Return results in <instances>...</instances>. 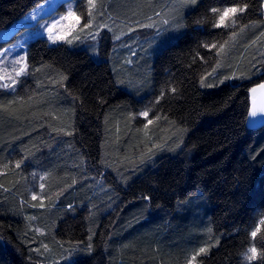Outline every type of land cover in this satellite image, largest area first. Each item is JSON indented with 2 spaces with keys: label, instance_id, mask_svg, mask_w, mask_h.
I'll list each match as a JSON object with an SVG mask.
<instances>
[{
  "label": "trees",
  "instance_id": "trees-1",
  "mask_svg": "<svg viewBox=\"0 0 264 264\" xmlns=\"http://www.w3.org/2000/svg\"><path fill=\"white\" fill-rule=\"evenodd\" d=\"M153 1L96 0L88 17L87 0H0V49L72 2L84 39L104 25L96 55L72 35L33 38L27 74L0 88V264H260L245 253L264 251V231L250 235L264 219V125L247 121L264 0ZM236 3L249 7L214 27L211 9Z\"/></svg>",
  "mask_w": 264,
  "mask_h": 264
},
{
  "label": "rangeland",
  "instance_id": "rangeland-1",
  "mask_svg": "<svg viewBox=\"0 0 264 264\" xmlns=\"http://www.w3.org/2000/svg\"><path fill=\"white\" fill-rule=\"evenodd\" d=\"M119 1L125 2L126 0H119ZM156 1L157 0H154L153 2H156ZM75 4H76L75 2H72V4L69 7H71L72 10L75 11L77 16H81V23L79 26H77L73 29L72 25L75 23L74 20H71V19L70 20H61L60 19L61 17L67 15V13H66L63 16H60V17H58L52 21L41 22L40 24H38L34 28L26 29L22 33L21 38L17 42H15L14 44H11V45L3 48V49H0V77L11 76L12 78L17 79V83H18L19 77L17 78L15 76V72H16V70L19 69V67L23 66V64H14V61L20 60L21 57L26 58L27 47L29 45V42L37 36H45L48 38L47 28L51 27L52 24L57 23V22H59L58 27L56 29L57 32H69V31H71V35L73 37L79 36L78 40L80 42L85 40V42L87 44H91V47L93 48V49L91 48V52L94 53L95 55L98 54L97 48L99 47V38H100V34L102 32L104 25L96 24V26L93 28V31L90 34H88V37H85V39H84L82 36V30H81L83 28V25L85 24L84 18L82 15H80L75 10L76 9ZM174 4H175V2H174ZM173 6L174 7H170L169 9H167L163 15L165 23L168 24L166 26V29L169 30L170 33H175V32L181 31V29H182V11H180V7H178L177 5H173ZM143 13H144V11L142 12V14ZM108 28H111V27L109 26ZM133 33H135L134 42L137 40L138 42L145 43L151 37V36L150 37L145 36L146 38L144 39V37L141 35L142 31H136ZM118 36L117 37L119 39L120 37H123V34H120ZM168 38L167 39L163 38L164 41L162 42V46H164L165 43L167 44ZM58 42H60V41H58ZM134 42L132 44H134ZM132 44L129 43V46L128 45L126 46V47L130 48V51L128 52V55L125 59V61L127 63H132V61L134 59L133 57L136 55V51L138 48V45H132ZM154 54H156V53L151 54L152 58H153V56H155ZM144 68H146L148 75L150 74V71L152 72L151 66H147V67L140 66V67H138V73L141 74V71L145 73ZM0 83H11V81L8 79H4V80H0ZM17 83L14 85V88L17 86ZM262 83H264V82H262ZM256 86H254V87H256ZM148 94H149V91H146V92H142L139 95L142 97V96L148 95ZM139 95H137V96H139ZM143 112L144 111H142L141 113H143ZM41 185H42V180L40 179L39 184H38L39 190H41ZM39 190L33 191L32 196L35 194L37 196V198H42ZM37 229H38V231H43L39 227ZM191 264H194L193 260H191Z\"/></svg>",
  "mask_w": 264,
  "mask_h": 264
},
{
  "label": "snow or ice",
  "instance_id": "snow-or-ice-1",
  "mask_svg": "<svg viewBox=\"0 0 264 264\" xmlns=\"http://www.w3.org/2000/svg\"><path fill=\"white\" fill-rule=\"evenodd\" d=\"M190 3L195 5L197 3V0H190ZM96 7V0H87V16L92 17L93 16V10ZM249 5L248 3H243V6H240V3H236L233 6L223 7L222 9L213 8L211 11L217 15L218 20L213 25L214 27H231L235 24L236 19L239 18L240 14H243L247 9ZM83 15V13H82ZM61 20H74L75 23L72 25V28L79 26L81 23V16H77L75 11L72 10L71 7H69L67 15L60 18ZM59 22L52 24L51 27L47 28L48 32V39L52 41L53 43H56L58 41H65L69 44L72 43V39H69L68 37L71 35V31L69 32H57L56 29L58 27ZM89 24L85 23L83 25V28H88ZM83 28L81 30H83ZM74 39H79V36L74 37ZM207 47V45H206ZM212 48H215L216 45H211ZM224 45H220V48L223 49ZM14 64H23V66L19 67L18 70L15 72V76L18 78L21 75L27 74V63L26 58L21 57L20 60L14 61ZM232 77H225V80L231 79ZM8 79L11 81V83H3L0 84V88L4 89H11L15 91L14 85L17 83V79L9 77H0V80ZM224 81H220V83H223ZM208 87H212V84H208ZM173 92L176 91L175 88L172 89ZM252 93V107L251 110L248 113V126L249 127H256L258 125H264V83L258 84L256 87H253L250 89ZM257 93H259V97L257 96ZM145 118L148 117L149 113L147 111L141 113ZM160 117H156V119H159ZM152 120H148V124H151ZM147 127V125H145ZM17 167L20 166L18 163L16 165ZM44 186L41 185V188ZM33 200L37 199V196L34 194L32 196ZM34 207L36 205H33ZM40 207H43V204H40ZM264 231V219H261L259 223H257L254 227V230L251 231L250 235L253 238V241H255V238L257 237L258 233H261ZM264 239V237H262ZM264 246V245H262ZM46 247V246H45ZM91 245H89V248ZM201 253L205 252L206 250L204 248H201L199 250ZM196 257L193 256L192 260H195ZM245 259L249 261H254L259 259L260 264H264V251H261L257 253V248L255 246H252L249 248L248 253H245ZM191 264V262H190Z\"/></svg>",
  "mask_w": 264,
  "mask_h": 264
},
{
  "label": "water",
  "instance_id": "water-1",
  "mask_svg": "<svg viewBox=\"0 0 264 264\" xmlns=\"http://www.w3.org/2000/svg\"><path fill=\"white\" fill-rule=\"evenodd\" d=\"M259 95H260V94L258 93L257 96L259 97ZM251 107H252V103H251ZM250 110H251V108H250Z\"/></svg>",
  "mask_w": 264,
  "mask_h": 264
}]
</instances>
